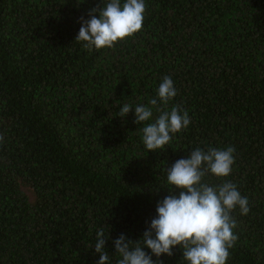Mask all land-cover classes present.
I'll return each mask as SVG.
<instances>
[{
    "label": "trees",
    "instance_id": "1",
    "mask_svg": "<svg viewBox=\"0 0 264 264\" xmlns=\"http://www.w3.org/2000/svg\"><path fill=\"white\" fill-rule=\"evenodd\" d=\"M145 4L139 32L89 51L74 40L101 0H0V264H96L105 225L116 264L113 241L140 239L174 190L166 167L228 146L230 175L204 177L249 201L231 213L226 264H264V0ZM166 75L167 110L181 105L191 123L148 151L134 109L119 111L157 98ZM161 259L188 264L179 246Z\"/></svg>",
    "mask_w": 264,
    "mask_h": 264
},
{
    "label": "clouds",
    "instance_id": "2",
    "mask_svg": "<svg viewBox=\"0 0 264 264\" xmlns=\"http://www.w3.org/2000/svg\"><path fill=\"white\" fill-rule=\"evenodd\" d=\"M145 11V0H123V3L108 0L103 5L101 0V6L88 12L90 19L80 17L81 27L74 41L82 42L83 48L89 51L113 48L118 41L142 29ZM176 95L173 80L166 75L157 89V98L135 107L125 103L120 108L121 118L134 109V123L143 124L142 142L148 151L163 149L174 134L191 123L181 105L167 110ZM154 110L159 115L153 120ZM234 152L232 146L223 150L210 147L207 151L197 147L186 159H178L166 167L167 183L174 190L168 189L169 195L157 203L156 215L140 239L133 241L122 233L113 241L119 256L116 264H164L162 255L171 257L176 246L182 249L188 264H226L229 249L238 239L233 232L237 224L231 213L239 207L241 215H247L249 201L231 181L210 185L204 177L208 174L229 176L235 163ZM109 231L105 225L96 232L94 249L99 253L96 264H110L105 250Z\"/></svg>",
    "mask_w": 264,
    "mask_h": 264
}]
</instances>
